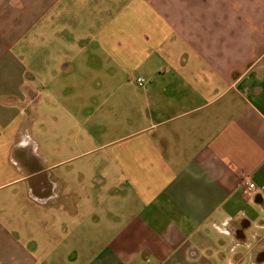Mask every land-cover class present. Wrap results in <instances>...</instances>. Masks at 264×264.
<instances>
[{
	"label": "crops",
	"instance_id": "obj_1",
	"mask_svg": "<svg viewBox=\"0 0 264 264\" xmlns=\"http://www.w3.org/2000/svg\"><path fill=\"white\" fill-rule=\"evenodd\" d=\"M87 37L146 77L64 169L31 107ZM262 229L264 0H0V264H244Z\"/></svg>",
	"mask_w": 264,
	"mask_h": 264
},
{
	"label": "rangeland",
	"instance_id": "obj_2",
	"mask_svg": "<svg viewBox=\"0 0 264 264\" xmlns=\"http://www.w3.org/2000/svg\"><path fill=\"white\" fill-rule=\"evenodd\" d=\"M75 49L56 52L51 73L46 81L38 82L39 101L31 107L36 112L38 155L44 153L43 128L51 126L53 159L74 156L64 169L77 168V164L81 167L83 162L105 154V150L81 153L96 147V143L108 142L111 130L129 123L131 112L141 103L131 96L139 90L135 78L146 77L142 70L130 77L105 51L96 48L95 37H87ZM65 63L70 67L63 69ZM259 235L247 241L244 264H264V258L254 256L258 248L264 249L263 229Z\"/></svg>",
	"mask_w": 264,
	"mask_h": 264
},
{
	"label": "built area",
	"instance_id": "obj_3",
	"mask_svg": "<svg viewBox=\"0 0 264 264\" xmlns=\"http://www.w3.org/2000/svg\"><path fill=\"white\" fill-rule=\"evenodd\" d=\"M138 82H139L140 85H143L144 84V79L143 78H139ZM245 186H246L247 190H249V191H253L254 189L257 188V185L253 181H249V180L245 182Z\"/></svg>",
	"mask_w": 264,
	"mask_h": 264
},
{
	"label": "clouds",
	"instance_id": "obj_4",
	"mask_svg": "<svg viewBox=\"0 0 264 264\" xmlns=\"http://www.w3.org/2000/svg\"><path fill=\"white\" fill-rule=\"evenodd\" d=\"M230 219H231L230 217H229L228 219H225V220L223 221V224L226 226V225L228 224V222H229ZM225 234H227V233H225Z\"/></svg>",
	"mask_w": 264,
	"mask_h": 264
}]
</instances>
